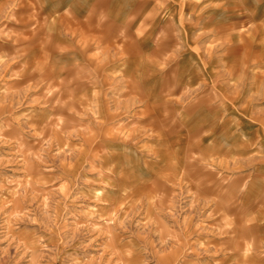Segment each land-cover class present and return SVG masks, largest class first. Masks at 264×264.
<instances>
[{
	"label": "rangeland",
	"instance_id": "1",
	"mask_svg": "<svg viewBox=\"0 0 264 264\" xmlns=\"http://www.w3.org/2000/svg\"><path fill=\"white\" fill-rule=\"evenodd\" d=\"M154 2L132 79L0 0V264H264V0Z\"/></svg>",
	"mask_w": 264,
	"mask_h": 264
},
{
	"label": "crops",
	"instance_id": "2",
	"mask_svg": "<svg viewBox=\"0 0 264 264\" xmlns=\"http://www.w3.org/2000/svg\"><path fill=\"white\" fill-rule=\"evenodd\" d=\"M156 4L154 0H81V4L75 5L74 0H66V17L71 16L72 22L74 17L80 19L79 25H75V31L72 24L66 25L63 33L60 32L62 26H58L55 43L66 47V55L72 62L92 61L89 56L100 51L95 49L99 45L107 55H112V60L119 61L114 71L117 77L135 79L141 62L151 60L160 27L168 23L155 20V12L159 9ZM79 42L85 48L77 51L74 48ZM260 180L263 179L259 177ZM249 246L248 243L242 246L245 259L253 258L248 254Z\"/></svg>",
	"mask_w": 264,
	"mask_h": 264
},
{
	"label": "bare ground",
	"instance_id": "3",
	"mask_svg": "<svg viewBox=\"0 0 264 264\" xmlns=\"http://www.w3.org/2000/svg\"><path fill=\"white\" fill-rule=\"evenodd\" d=\"M248 248V247H247Z\"/></svg>",
	"mask_w": 264,
	"mask_h": 264
}]
</instances>
